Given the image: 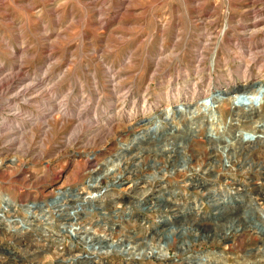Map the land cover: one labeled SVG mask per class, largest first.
Returning <instances> with one entry per match:
<instances>
[{
  "label": "rangeland",
  "instance_id": "rangeland-1",
  "mask_svg": "<svg viewBox=\"0 0 264 264\" xmlns=\"http://www.w3.org/2000/svg\"><path fill=\"white\" fill-rule=\"evenodd\" d=\"M263 34L264 0H0V197L41 209L16 208L18 234L0 221V264H264V130L237 136L264 124V99L136 125L264 80ZM109 169L87 211L65 205Z\"/></svg>",
  "mask_w": 264,
  "mask_h": 264
},
{
  "label": "bare ground",
  "instance_id": "bare-ground-1",
  "mask_svg": "<svg viewBox=\"0 0 264 264\" xmlns=\"http://www.w3.org/2000/svg\"><path fill=\"white\" fill-rule=\"evenodd\" d=\"M247 10V9H246ZM253 12V11H252ZM257 13V12H256ZM254 28V27H253ZM205 32V31H204ZM264 35V34H263ZM209 37V35H208ZM259 38V37H258ZM240 42V41H239ZM256 43V42H255ZM238 47V46H237ZM263 48V47H262ZM201 51V50H200ZM244 51V49H243ZM239 52V51H238ZM197 55V54H196ZM202 57V55H201ZM199 60V59H198ZM201 61V59H200ZM159 62V61H158ZM243 62V61H242ZM252 62V61H251ZM156 63V62H155ZM199 63V62H198ZM197 65V64H196ZM199 65V64H198ZM48 68V67H47ZM203 72V71H201ZM245 72V71H244ZM16 73V72H15ZM26 75V74H25ZM35 76V75H34ZM45 77V76H44ZM8 78V77H7ZM264 78V77H263ZM200 79V78H199ZM256 79V78H255ZM203 81V80H202ZM197 82V81H196ZM248 82V81H247ZM34 84V83H33ZM30 85V84H29ZM54 87V86H53ZM114 88V87H113ZM239 88H241L242 92H240L239 90H234L233 92H235L233 95L229 96V97H225L224 94L228 92L227 89H218L215 91H211L208 92L205 96L200 97L199 99L195 100V101H188V102H184L182 100L178 101L175 105L173 106H169L164 108V110L152 115V116H148V117H142L141 119H139V121H137L136 125H146V128L144 130L141 131V133H144L143 135L145 136V132L147 133H151L155 134L157 133V131L160 130L162 124H166L169 125L170 129H175L174 126V122L177 120H180L182 118H192V117H197V116H201V115H209L210 117H212L213 119H217L218 117V112L217 109L219 107V105L223 104L224 102H228L229 104L233 105L234 108L238 111L236 112V114H234V117L236 118V116H239V112L240 111H244V112H251L252 109H256V107H258V105L260 104L261 100L264 99V80L263 79H256L255 81H253L252 83H246L239 86ZM19 92V91H18ZM30 94V93H29ZM88 95V94H87ZM38 97V96H37ZM63 98V97H62ZM126 98V96H125ZM10 99V98H9ZM115 99V98H114ZM122 100V99H121ZM187 100V99H186ZM62 101V100H60ZM59 101V102H60ZM51 102V101H50ZM58 102V103H59ZM67 102V101H66ZM74 102V101H73ZM87 103V102H86ZM85 103V104H86ZM57 104V103H56ZM84 104V105H85ZM88 104V103H87ZM86 104V105H87ZM33 105V104H32ZM36 105V104H35ZM89 105V104H88ZM59 106V104H58ZM63 106V105H62ZM67 106V105H66ZM3 107V106H2ZM85 106H83L84 108ZM14 109V108H13ZM17 111V113L19 112L18 106H16L15 108ZM25 109V108H24ZM57 109V107H56ZM85 109V108H84ZM83 109V110H84ZM80 110V109H79ZM45 111V110H44ZM58 112H65L66 109L60 107V109L58 108L57 110ZM259 111V110H258ZM3 112V111H2ZM13 112V111H12ZM16 113V114H17ZM78 113V112H77ZM243 113V112H241ZM13 114V113H12ZM49 114V113H48ZM52 114V113H50ZM79 114V113H78ZM87 115V114H86ZM176 115H179L180 118H178L177 120H175ZM52 116V115H51ZM159 116V117H158ZM27 117V116H25ZM77 117H79V115H77ZM94 117V116H93ZM206 117V116H205ZM1 118V117H0ZM234 118V119H235ZM210 119V118H209ZM30 120V119H29ZM78 120V119H77ZM191 120V119H190ZM258 120V119H257ZM261 120V119H260ZM27 121V120H26ZM31 121V120H30ZM259 121V120H258ZM34 122V121H33ZM46 122V121H45ZM204 122V121H203ZM79 123V122H78ZM202 123V122H201ZM200 123V124H201ZM160 124V125H159ZM196 124V123H195ZM45 125V123H44ZM215 125V124H213ZM47 126V125H46ZM29 127V126H28ZM131 127V126H130ZM256 127V126H255ZM92 129V128H91ZM30 130V129H29ZM264 130V124L259 125V128H257L256 131H251V132H246V136H241L240 133L238 140L243 143V144H248L250 145L251 143H255L256 141H258L260 138L259 134H262V131ZM243 131V130H242ZM24 132V131H23ZM175 132V130H174ZM173 132V133H174ZM211 132V131H210ZM214 132V131H213ZM241 132V131H240ZM212 133V132H211ZM22 135V131L20 130L19 132V137ZM235 136V135H234ZM6 137V136H5ZM178 137V136H177ZM18 139V138H17ZM7 140V139H6ZM237 142V141H236ZM233 143V142H232ZM239 143V144H241ZM238 144V143H237ZM242 145V144H241ZM247 147L249 148L250 146ZM11 149H7L4 148L2 149L3 153L10 151ZM247 154V153H246ZM243 158V157H242ZM94 159V156H90V161H92ZM14 161V160H13ZM233 161V160H232ZM2 164V161L0 162V165ZM95 164V163H94ZM127 168V167H126ZM264 168V167H263ZM112 169V167H111ZM114 170V169H113ZM122 170V169H121ZM204 170V169H203ZM208 170V169H207ZM210 170V169H209ZM91 171V170H90ZM111 170L109 169L108 171L102 172V174H99L97 176H93V172H91V175L89 177V179L86 181L85 186H86V190L87 192V197H79V201L75 198L78 197L77 195H74V202L72 204H65L67 205V207H71L72 210H75L76 213L78 212V210L81 207V210L83 211H87L84 210V208H86L87 204H85L83 201H85L86 199L88 200L87 203L89 206H92L94 204V200L91 198L93 193H97L98 191L96 190L97 188V184L100 177L103 175L104 178H107L108 174H110ZM208 172V171H207ZM226 174V173H225ZM121 175V174H120ZM208 175V174H207ZM229 175V174H228ZM119 176V175H118ZM117 176V177H118ZM227 177V176H226ZM120 178V176L118 177V179ZM202 178V177H201ZM222 178V176H221ZM113 179V180H118ZM224 181V180H223ZM114 182V181H113ZM107 184V183H106ZM85 189V188H84ZM66 197V196H65ZM250 200V199H249ZM254 202V201H253ZM61 201H59V199L53 200L50 203V206L53 208L54 212H58L60 211L63 207L60 205ZM0 221L3 220L8 222V226L11 228L9 229L12 232L17 233V231H20L21 229H19V227L16 226V221H17V216H15V213L17 211L16 208H20L22 210H24V212L26 214H28V218H33V217H37V214L35 213V210H41L39 208L38 205H36L35 203H31L30 205H19L14 203L10 197L8 195H4L0 197ZM42 206V205H41ZM171 206V205H170ZM47 209V208H46ZM254 209V208H253ZM45 210V209H44ZM43 210V211H44ZM178 211V210H177ZM250 211V210H248ZM255 211V210H254ZM257 211V208H256ZM259 212V211H258ZM261 223L264 224V210H261ZM259 212V213H260ZM40 213V212H39ZM64 213V212H63ZM247 213V212H246ZM250 213V212H249ZM40 215V214H39ZM43 215V214H42ZM76 215V214H75ZM74 215V216H75ZM78 215V214H77ZM248 215V214H246ZM245 215V216H246ZM70 216V215H68ZM239 217V216H238ZM259 217V216H258ZM40 218V217H39ZM74 218V217H73ZM241 220V219H240ZM239 220V221H240ZM249 220V219H248ZM247 220V222H248ZM22 222V221H21ZM31 221H28V223H30ZM256 223V221H255ZM18 224V223H17ZM250 224V223H249ZM6 225V224H5ZM22 225V224H21ZM27 226H25L28 229V224H26ZM30 225V224H29ZM237 225V224H236ZM261 225V224H260ZM7 226V227H8ZM83 227V226H82ZM253 227V226H252ZM5 228V227H4ZM19 229V230H18ZM23 229V228H22ZM25 229V228H24ZM74 234L75 236H77L78 238H82L84 240H88L90 242V240L92 239V236L87 228H81L79 227ZM82 230V231H81ZM111 230V229H110ZM6 233V232H5ZM89 233V234H88ZM18 234V233H17ZM84 234V235H81ZM16 235V234H15ZM90 235V236H89ZM222 236V235H221ZM227 236V235H226ZM100 237V236H99ZM103 238V237H102ZM214 238V237H213ZM102 240V239H100ZM210 240V239H209ZM99 242V240H96ZM107 241V240H106ZM125 241V240H124ZM128 241V240H127ZM130 241V240H129ZM86 241V244L89 243ZM132 242V241H131ZM129 243V242H128ZM127 243V244H128ZM138 244V243H137ZM97 245V244H96ZM108 245H113V243L111 242V244H107L105 245L103 248L99 249L98 246H95V244H90L87 245L88 247V252L85 254V261L87 262H91V260L94 258L95 254H99V253H104L107 254L108 253V249H106L104 251V249L106 247H108ZM123 245V244H122ZM86 246V245H85ZM121 246V245H119ZM110 247V246H109ZM131 247V246H130ZM119 248V247H118ZM124 250V249H123ZM119 251V250H118ZM27 252V251H26ZM33 253V252H31ZM35 253V252H34ZM155 252L152 250L150 253H148L146 255V257L150 256L154 259H160V260H164L167 258V253H161L160 251L157 254H154ZM29 254V253H28ZM130 254V253H129ZM254 254V253H253ZM257 254V253H256ZM128 255V254H127ZM136 255H141L140 253L138 254H134L133 256ZM132 257V255H129ZM189 256V255H188ZM261 256V255H260ZM7 257V256H6ZM264 257V256H263ZM262 257V258H263ZM206 260V259H205ZM66 262V261H65ZM201 262V261H200ZM203 262V261H202ZM253 262V261H252ZM244 264V263H243Z\"/></svg>",
  "mask_w": 264,
  "mask_h": 264
}]
</instances>
